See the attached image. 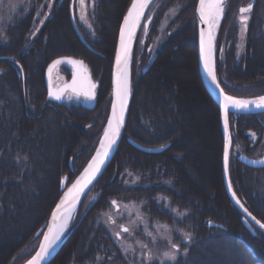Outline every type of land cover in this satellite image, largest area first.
<instances>
[{"label":"trees","instance_id":"obj_1","mask_svg":"<svg viewBox=\"0 0 264 264\" xmlns=\"http://www.w3.org/2000/svg\"><path fill=\"white\" fill-rule=\"evenodd\" d=\"M40 2L42 9L50 6L49 0ZM57 2L51 17L44 22L24 20L20 26L9 29L0 41V56L14 57V60H0V239L5 238V244L0 245V264H24L34 254L42 236L41 228L47 225L62 195L63 178L68 175L71 183L82 172L98 146L109 117L112 66L119 29L131 0H124L119 11L121 0H95L89 14L92 30L78 22L76 11L73 23L71 0H65L61 6ZM196 4L197 0L156 3L153 24L147 32L148 41L153 43L160 34L167 10L177 9L166 31V40L157 50L150 71L144 75L141 70L147 60L146 45L143 46L142 58H137L140 66L134 65L133 69L134 90L125 137L112 163L92 189L97 193L91 205L85 212H81L84 202L80 206L73 234L51 264H135L133 258L138 252L124 250L121 242L111 236L110 229L115 227L109 221L113 200L121 205V211L131 205L139 209L138 215L143 220L138 218L135 223H139L135 232L137 240H147L145 227L154 234L162 229L181 246L178 260L163 264H197L201 260L197 252L207 248H218L224 254L222 247L226 245L217 242L224 239L208 242L223 234L232 237V241L226 240L234 246L233 264H240L238 257L245 264H264V234L256 229L257 234L253 235L245 228L224 187L220 110L206 92L198 69ZM227 16L221 30L226 29L218 73L223 88L233 95L243 93V97L264 95V0L258 1L240 54L235 30L227 28ZM256 41L260 44L255 45ZM181 49L186 53L185 58L192 53L195 59L198 87L194 85V93L188 92L187 87L181 92L180 71L175 68L176 62L170 60L179 57ZM59 56L85 61L99 82L95 101L86 104L80 97V102L57 104L47 98L45 71ZM16 63L20 64L24 79ZM162 64L164 68L160 67ZM63 70L66 78H70L68 68ZM152 87L164 108L140 102V91ZM165 94L180 101L168 104ZM229 120L233 147L250 157L262 156L264 115L230 114ZM201 125L212 134L211 144L201 130L196 131ZM250 132L258 136L255 142ZM128 137L150 147L171 145L161 154H145L133 148L127 142ZM193 138L203 142L199 150L190 144ZM205 148L214 150L213 181H208L209 188L200 182L204 180L201 173L209 159ZM190 164L201 175L196 180H191ZM230 179L238 197L264 223V169L245 167L237 161L233 150ZM131 213L135 215L136 211ZM210 221L223 225L224 229L208 228ZM185 233L191 235V242L183 239Z\"/></svg>","mask_w":264,"mask_h":264},{"label":"water","instance_id":"obj_2","mask_svg":"<svg viewBox=\"0 0 264 264\" xmlns=\"http://www.w3.org/2000/svg\"><path fill=\"white\" fill-rule=\"evenodd\" d=\"M154 1L155 0H152L149 8L145 10V13H144L145 17L147 15L150 7L154 3ZM251 5H252V8H251V11H252L255 3H253ZM144 19L145 18L141 19V21L139 22L137 27L132 32L131 40L129 41L128 35H127L126 40L124 42L128 48L127 70H129V72H130V68H131L133 50H134L135 43H136V40H137V37H138V34L140 32V29H141V26L143 24ZM196 20H197V30H198V67H199V74H200L201 82H202L205 90L209 94V96L212 98V100L215 102V104L218 106V108L220 110L222 132L224 135V150H223L224 187H225V190H226L231 202L233 203V205L244 216L243 222H244L245 227L250 232H252L253 234H256L254 228L259 229L264 234V228H261L260 224H258L256 222V221H260V220L257 219L252 214L250 216L249 215L250 212L248 211V209L244 206V204L237 197V195H236V193L232 187L231 180H230V173H229V159H230V151L232 148L231 132H230V127H229V114L232 113V114H236V115H257V114H263L264 109L256 108L255 106H252L248 110H241V109L235 108L231 104H229L228 105L229 110L227 113L225 112V99H224V97H225V95H228V96H232V95L227 94L224 90H223V92H221L222 87L219 83V80H218L217 74H216L215 45H216L217 28H215L213 30V38H212V42H211V69H212V72L216 76V80L213 81L212 76L209 74V69L205 67V59H206V56L208 54V25L206 23H203L200 20L199 1L197 3V7H196ZM150 23H151V19H149L148 22H146V27H148ZM202 32L204 33L203 44L201 42V33ZM120 40H121V33H120ZM118 55H121L120 43H119V47H118L116 57L114 59L113 69H112V103H111V110H110V116H109L108 121L112 119L113 105L117 104V107H118V101H117L116 96H115L117 77H118L116 59H117ZM58 60L61 61V63L55 64V62ZM70 60L80 61V62H82V64L73 65V64L68 62ZM64 64L72 67L73 75L68 82L62 84L58 88H54L52 85V73L57 66L64 65ZM50 69H51V71H50ZM124 70H125V64H124V60L122 57V61H121V65H120V73L122 74L124 72ZM74 79L77 81V85H76V87L78 89L77 92H73L71 89H68L65 87L66 85L72 84ZM45 82L47 84L48 97L57 103H60L63 101L67 92H71L72 94L82 95V96L88 97L87 95H85V93L88 92L90 84L95 85L94 89H92V92L94 93V98H92V99H95V97H96L95 90H96V87L98 86V83H96L93 80L92 74L90 73L89 69L85 66L83 60H80V59H77L74 57L63 56V57H59V58L54 59L52 61V63L48 66V69L46 70ZM52 93H59L61 95V99H56L54 97V95H52ZM132 96H133L132 93H130V96L128 98V103H127V108H126V111L124 113L122 127L119 130V135L116 139V143L113 145L109 156L106 158L105 164L101 167V170L96 175V178L90 184H88V186L81 192V194L78 197H76L74 202H73L72 198L69 196H67V200H66L67 191L72 185L60 197V199L58 200L57 204L55 205V207L51 213L50 219L48 221V225L44 231V234L41 238V241H40L35 253L33 254V256L31 257L30 260H32L33 257H35L37 255V253L40 252V246L44 243V237L49 234V229L56 231L58 223L61 220V217H63L68 211H70L72 209H75L76 211L78 210L80 204L82 203V201L84 200L86 195L90 192V190L93 188V186L97 183V181L100 179V177L106 171V169L109 167L110 163L112 162L113 158L115 157V155L119 149L120 143H121L123 136H124V132H125L127 121H128V115H129V109H130ZM232 97H235L237 99H255V98H258V97L241 98V97H236V96H232ZM226 119H227V123L225 122ZM107 126H108V122H107L105 130L107 129ZM103 137H104V134H103ZM103 137L101 140H103ZM128 142L136 150L143 152V153H146V154H159V153L164 152L166 149H168L170 147V144L160 146V147H146V146L140 145L139 143L135 142L133 139H128ZM99 147H100V144H99ZM238 161L241 162L242 164H244L245 166L249 167V168H253V169H263L264 168V156L260 159H251V158L247 157L246 155H241L238 158ZM88 165L86 166V168L88 167ZM70 167H72L71 164H70ZM84 170L80 174V176L76 179V181L78 179H80L81 175L84 173ZM66 184H67V178H65L62 182V189L63 190H64ZM62 201H64L65 203L62 204ZM58 206H61L59 214H58ZM114 206H115V210H119V206L117 205V203ZM245 209H247V212L245 211ZM54 216L56 217L55 221L53 219ZM252 217H255V220H253ZM208 226L223 229L222 225L216 224L214 222H210ZM123 227H125V226H123ZM121 231H122V228H121ZM70 234L71 233L65 234L62 237V239L60 240V242L58 243V245L56 247L53 246L50 249L49 253L41 261V264H51V262L54 260V258L57 256V254L60 252V250L64 246L65 242L68 240ZM29 261L26 264H29Z\"/></svg>","mask_w":264,"mask_h":264},{"label":"rangeland","instance_id":"obj_3","mask_svg":"<svg viewBox=\"0 0 264 264\" xmlns=\"http://www.w3.org/2000/svg\"><path fill=\"white\" fill-rule=\"evenodd\" d=\"M10 1H16V2L12 6L10 4L6 5V10L4 9V14L3 15H2V13L0 14V34L6 33L7 27L5 25L7 24V22L17 20V19H21L24 16L30 15L34 12V0H21V1L20 0H9L8 2H10ZM22 1H24V2H22ZM79 1L80 0H77V2H76V6H77L76 7L77 12L76 13H77L78 20L81 24H84L89 30H92L89 14H90V11H91L93 4H94L93 0H86L83 8L81 7V4H79ZM233 2H235V0ZM245 2H247V1L245 0L243 3L240 2V4L242 3L243 5H246L247 3H245ZM1 3H3V2H1ZM235 6L236 5L234 3L231 5L230 12L235 9ZM176 12H177V9L174 7H171L165 13L162 24L160 25L159 39H158L155 47H158L159 43L161 41H163V39H164L163 37L166 35V31H168L170 29V27H169L170 21L173 18V16L176 14ZM86 15H87V17H86ZM233 17H234L235 21L237 18H240L237 10L235 13H233ZM2 21L3 22L7 21V22L3 23ZM256 42H255V45L260 44V42L259 43L258 42L256 43ZM177 56L170 57V60L176 62L177 66H175V68H178V70L180 71L178 78L181 81V92L182 91L185 92V87H187L188 92H193V91H195L194 89H196L195 86L198 87V79H197V75H196V71H195L194 56L191 53L185 58L186 53L182 49H181V53L179 54V57H177ZM160 67L164 68V65L162 64V65H160ZM170 69H172V68H170ZM53 78H54V80H56L59 83L66 81L64 70L62 68H58L55 71ZM185 80L189 81V83H191L192 85L188 84V83L186 84ZM237 95L243 97L244 94L239 93ZM164 97L166 99H168V104L170 102L173 105L174 101H177V102L180 101L179 99L174 100V98L171 95L165 94ZM138 98H140V102L144 103L145 106L149 105V104H152V105L154 104L156 106V108H159V106L164 108V106H165V104H163V106L160 104L161 103V97L157 95L154 87L147 88V90L145 89V92L140 91ZM74 100H77V98L75 96H67L65 99V101H67V102L74 101ZM198 106H200L199 103H198ZM200 108L204 110L203 107L200 106ZM181 109H183V108H181ZM193 109L194 108L189 106V110L193 111ZM185 117H188V116L185 115ZM181 118H182V115H181ZM48 129L50 131H48L47 134L49 135V138L51 139V127H50V125H48ZM200 130L202 131L203 135H206V137L208 138L207 140L209 141V144H211L210 140L211 139L214 140L212 134L208 131V129L204 128L203 125H201L199 130H196V131H200ZM196 131L194 130V133ZM177 133H179V132L177 131ZM249 134L253 138V140L256 139V136L252 132H250ZM190 144L193 146V148H195L196 150H199L198 147H201L203 145V142H200V141L193 138V140L191 141ZM212 147H213V145H212ZM205 149H206L207 153L209 154L208 155L209 159H207V161L205 162L204 172L201 173L204 180L200 181V182L206 183V185H205L206 188H209L211 185V184L209 185L210 180L213 181V175H212L213 171L211 170V166H212L214 150L211 148H205ZM233 150H234V155L236 154V156L239 155V152H242V151L238 150L237 148L236 149L234 148ZM194 156H196V155H194ZM189 167H191V171L188 169L189 173H191V175H192L191 180H196V176L201 177V175H199V172H197V170L194 168V164H190ZM193 169H195L194 174H193ZM207 190H209V189H207ZM96 193L97 192L92 191L87 196V198L83 204V208H82L81 212H85L86 209L91 205L93 199L96 196ZM110 211H109L110 215L117 221V223L125 224V225L129 226L131 229L130 233L128 235L124 236L120 242H121V245L123 246L124 250L134 249L138 252L137 254L134 255V258H133V261L135 264H141V261H143L144 264H152L153 262L161 263V260H163V263L172 262L170 260L164 259V257H163L164 252L172 250L171 245L169 244V239L171 240V238L168 236L169 233H165V232H163L162 229H160V231H157V233H155V234L153 233V236L147 235V240L139 241L135 238V232H136L137 228H139V227H135V225H136L135 223L138 221V218H139V215H138L139 209L136 206L133 207L131 205V206L126 207L125 209L123 208V210L117 214L114 213L113 209ZM131 211H136V214H135L136 216L133 215L131 213ZM74 219H75V217H74ZM74 219H73V221H74ZM73 221L70 224V226H72V227H73ZM138 225H139V223H138ZM153 230H154V232H156L155 229H153ZM116 232H119V225L118 224H117V226L115 225L114 228L110 229L111 236L114 239H115L114 233H116ZM231 238L232 237H230V239L226 238V237H224V234H223L221 238H212V240L208 239V242L216 240V239H224V240H218L217 241V242H221V243L226 245V246L222 247L224 254H221L218 248H211V249L207 248L204 251H198L197 254L200 256L201 260H199L197 264H233L232 263L233 257L231 258V255H232L231 249H234L233 248L234 246L232 243H229L226 240V239H229L232 241ZM171 242L174 243L172 240H171ZM211 243H213V242H211ZM141 244L148 245V248L142 249ZM149 251H151V253L154 257V259L151 262H149L147 259V253ZM142 252L144 253V255H141ZM225 259H228L230 261H226ZM237 259L239 260L240 264L244 263V260L241 261L239 257Z\"/></svg>","mask_w":264,"mask_h":264},{"label":"snow or ice","instance_id":"obj_4","mask_svg":"<svg viewBox=\"0 0 264 264\" xmlns=\"http://www.w3.org/2000/svg\"><path fill=\"white\" fill-rule=\"evenodd\" d=\"M2 2V0H0ZM152 0H133L130 9L127 13V16L124 19V27L127 31L128 39L131 40V35L134 29L137 27L139 22L142 18H145L144 13L145 10L149 8L150 3ZM94 3V0H93ZM224 4L225 0H199V16L200 20L203 23L208 25V54L205 59V67L209 69V74L212 76L213 81L216 80L215 74L212 72L211 69V42L213 38V30L218 27L219 22L224 13ZM81 7H84V0H81ZM252 5L249 4L247 7L241 8L239 11L241 14L249 13L251 11ZM241 22L245 25L246 30V22L248 20L247 15H241ZM243 35V34H242ZM201 42H204V33H201ZM127 55H128V48L127 45L124 43L123 40V33H122V41H121V55L117 56L116 63H117V84H116V91L115 96L118 101L117 104L113 105L112 109V119L108 121L107 129L104 132L103 140L100 141V148L96 151V155L92 157L91 162L89 163L88 167L84 170V173L81 175L80 179H78L73 185L72 189L69 190L68 196L72 198L73 202L75 201L76 197H78L81 192L90 184L95 178L96 175L100 172L101 167L105 164L106 158L109 156L113 145L116 143V139L119 135V130L122 127L124 113L127 108V100L129 96V87H128V79H127ZM122 57L125 64V70L121 74L120 73V65L122 61ZM69 63L73 65L82 64L80 61L70 60ZM61 61H56L55 64H60ZM51 71V69H50ZM77 81L74 79L72 84L66 85L65 87L71 89L73 92H77L78 89L76 87ZM95 85H89V90L85 95L89 98H94V93L92 89H94ZM223 92V89H221ZM56 99H61V95L59 93H52ZM225 112H228V105L231 104L233 107L241 109V110H248L252 106L256 108L264 109V96L255 98V99H237L232 96L225 95ZM227 123V119L225 121ZM67 200V197H66ZM65 202L62 201V204ZM113 205H116V201L111 202ZM60 207L58 206V214L60 212ZM247 212V209H245ZM179 214V213H178ZM251 216V213H249ZM70 217L65 216L62 220L60 225V229L62 230L64 226H66L67 221ZM140 220H143V217H139ZM54 221L56 217H53ZM255 220V217H252ZM260 224L261 228H264V223L260 221H256ZM115 223V221H113ZM135 227H139V225H135ZM122 231L124 233H130V229L128 227H122ZM145 232L149 236H153L152 232H148L147 228L145 227ZM61 231H53L49 229V234L44 237V243L40 246V252L37 253L32 260L29 261V264H41V261L44 257L49 253L50 249L56 244V241L59 239ZM115 236L118 238L120 237V232L114 233ZM154 238V237H153ZM188 242H191V235L188 233L184 234L183 237ZM139 243V242H138ZM169 244L171 245V251H166L163 254L164 259L170 260L172 262H176L178 260V255L180 253V248L177 244L172 243L169 239ZM142 249H147L148 245L141 244ZM134 251V250H133ZM141 255H144L142 252ZM184 255H187V249L184 250ZM99 259V258H98ZM147 259L151 262L154 257L149 251L147 253ZM141 264H144L141 261ZM161 264H163V260H161Z\"/></svg>","mask_w":264,"mask_h":264},{"label":"flooded vegetation","instance_id":"obj_5","mask_svg":"<svg viewBox=\"0 0 264 264\" xmlns=\"http://www.w3.org/2000/svg\"><path fill=\"white\" fill-rule=\"evenodd\" d=\"M9 0H3L2 2L3 3H1L0 2V14L2 13V15L4 14V9L6 10V5H8V4H10L11 6L12 5H14V3L16 2V1H10V2H8ZM21 1V0H20ZM64 1L65 0H58V2H57V6H61L63 3H64ZM86 0H84V2H85ZM235 1H237V3L238 2H244L245 0H235ZM247 2L249 1V2H256V5H255V8H256V6H257V4H258V1L259 0H246ZM22 2H24V1H22ZM21 2V3H22ZM248 2V3H249ZM49 3H50V6L47 8V9H42L43 7H42V3L40 2V0H34V12L32 13V14H30V15H26V16H24L23 18H21V19H17V20H13V21H10V22H7V24L5 25L6 27H7V31H6V33L5 34H0V39L2 40V39H4L5 38V36H7L8 35V30L9 29H11L12 27H15V26H20V24L22 23V21H24V20H30V18H32V21H35V22H38V21H40L41 20V18L44 16V17H51V15H52V9H53V7H54V5H55V3H56V0H49ZM79 4H81V1H79ZM56 9V8H55ZM53 11H54V9H53ZM240 12V11H239ZM253 12V11H252ZM154 15V14H153ZM245 15H247L248 17L250 16V14H245ZM241 20V19H240ZM4 21V20H3ZM2 21V22H3ZM31 21V22H32ZM6 22H3V23H6ZM238 22L237 21H230L229 23H228V29L229 28H234V30H235V33H236V35H237V39L238 38H240V37H243V36H240L241 35V33L243 32V30H244V28L243 27H245V25L240 21L239 23H241L242 25H240V26H238V24H237ZM153 24V23H152ZM246 24H247V22H246ZM142 30V29H141ZM226 30V29H225ZM247 30H248V28H247ZM246 30V31H247ZM143 33L144 32H141L140 33V36L138 37V40H137V44H136V47H135V55H136V58H142V52H143V50H142V48H143V46H145V48H146V57H145V59L147 60V63H146V65H148L149 67L148 68H146V70H144L143 69V74H146L147 72H149L150 71V68L152 67V65L154 64V62H155V60H156V55H157V50H159L160 48H156V49H154V44H153V42L152 41H148V39H149V37H147V34H146V36H143ZM224 31L222 32V35H221V38H222V36L224 35ZM227 33V32H226ZM158 38H156V40H157ZM148 44V45H147ZM156 51V52H155ZM140 52V53H139ZM139 53V54H138ZM5 56H7V57H11V56H8V55H5ZM138 66H139V64H138ZM21 71V70H20ZM21 75H22V77H23V79L25 78V74H24V72H23V70L21 71ZM179 246V245H178ZM179 248L181 249V246H179Z\"/></svg>","mask_w":264,"mask_h":264},{"label":"bare ground","instance_id":"obj_6","mask_svg":"<svg viewBox=\"0 0 264 264\" xmlns=\"http://www.w3.org/2000/svg\"><path fill=\"white\" fill-rule=\"evenodd\" d=\"M123 2H124V0H121V2H120V4H118L119 5V7H118V11H119V9H120V7H122L123 6ZM120 30H121V26H120V29H119V34H120ZM121 32L123 33V40H124V42H125V40H126V37H127V31H126V29H125V27H124V24H123V26H122V30H121ZM122 33H121V40H120V45H121V41H122ZM119 37V36H118ZM6 59H9V60H13L14 59V57H7V56H0V60H6ZM132 60H133V63L135 64V65H140V63H139V61L137 60V58H136V55H134L133 56V58H132ZM113 67V66H112ZM145 68H148L149 66L148 65H145L144 66ZM198 69H199V67H198ZM200 75V74H199ZM127 79H128V87H129V96H130V77H129V70H127ZM111 91H112V81H111ZM129 96H128V98H129ZM261 96V95H260ZM260 96H256V97H260ZM48 98V97H47ZM49 99V98H48ZM50 100V99H49ZM51 102H53V103H55V101H53L52 99L50 100ZM127 103H128V100H127ZM244 116H251V115H244ZM230 121V120H229ZM229 127H230V131H231V126L229 125ZM221 131H222V125H221ZM222 135H223V132H222ZM140 145H143V144H140ZM143 146H145V145H143ZM147 147V146H146ZM100 148V147H99ZM98 148V149H99ZM223 150H224V135H223ZM96 155V154H95ZM115 158V157H114ZM113 158V159H114ZM113 161V160H112ZM71 165H72V167L70 168V173L71 174H73L74 173V168H73V163H72V160H70V162H69ZM112 163V162H111ZM110 163V164H111ZM223 164V163H222ZM110 166V165H109ZM247 167V166H246ZM247 168H249V167H247ZM249 169H252V170H262V169H253V168H249ZM264 169V168H263ZM68 176V175H67ZM69 177V176H68ZM224 182V181H223ZM95 186V185H94ZM70 189H72V186L68 189V191H67V194H66V197L68 196V193H69V190ZM227 193V192H226ZM228 195V194H227ZM229 197V196H228ZM247 208V207H246ZM237 209V208H236ZM248 209V208H247ZM238 210V209H237ZM53 211V210H52ZM239 211V210H238ZM248 211H249V209H248ZM240 212V211H239ZM250 212V211H249ZM52 213V212H51ZM75 213H76V210L75 209H72V210H70V211H68L63 217H61V220H60V222L58 223V226H57V228H56V231H58V230H60L61 231V234H60V236H59V239L56 241V244L54 245V247H56L57 245H58V243L60 242V240L62 239V237L64 236V234H69V233H71L70 234V236H69V238L72 236V234H73V229H72V227H71V230H72V232H70V230L68 229L69 228V226H70V224H71V222L73 221V219H74V217H75ZM253 216H255L252 212H250ZM240 214H241V223L244 225V222H243V215H242V213L240 212ZM50 216H51V214H50ZM50 216H49V219H50ZM65 216H68V217H70L69 219H68V221H67V224H66V226H64L63 227V229L61 230L60 229V225H61V223H62V220H63V218L65 217ZM256 217V216H255ZM257 218V217H256ZM49 219H48V221H49ZM258 219V218H257ZM48 221H47V225H48ZM76 221V219H74V221H73V223ZM47 225H45V227H43V228H41V233H42V236H43V234H44V231H45V229H46V227H47ZM245 226V225H244ZM246 228V227H245ZM247 229V228H246ZM248 230V229H247ZM41 236V237H42ZM68 238V239H69ZM66 243V242H65ZM5 244V238H1L0 239V245H4ZM58 255V254H57ZM56 258V257H55ZM54 258V259H55Z\"/></svg>","mask_w":264,"mask_h":264}]
</instances>
